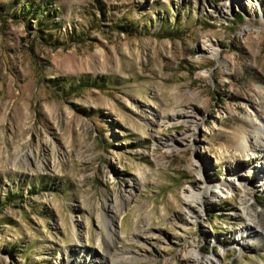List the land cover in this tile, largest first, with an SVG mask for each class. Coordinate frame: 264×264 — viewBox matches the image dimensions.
<instances>
[{
    "label": "rangeland",
    "instance_id": "1",
    "mask_svg": "<svg viewBox=\"0 0 264 264\" xmlns=\"http://www.w3.org/2000/svg\"><path fill=\"white\" fill-rule=\"evenodd\" d=\"M260 124L264 0H0V264H264Z\"/></svg>",
    "mask_w": 264,
    "mask_h": 264
},
{
    "label": "bare ground",
    "instance_id": "2",
    "mask_svg": "<svg viewBox=\"0 0 264 264\" xmlns=\"http://www.w3.org/2000/svg\"><path fill=\"white\" fill-rule=\"evenodd\" d=\"M211 53H214V55H215L216 49L215 48L211 49ZM181 113H182L181 115L184 116L185 121H188V122L194 121L193 114L189 113V111L183 110V111H181ZM193 123H192V125L194 126L195 123L194 124ZM193 126H191V127H193ZM256 136L260 137L264 140V124H260V126L258 127V129L256 131ZM249 142H250V139L248 137H246L243 140L241 146L246 147L249 145ZM261 171H263V170L260 169L259 172H261ZM234 184L235 183H233V182L225 183L224 181H220L217 184H215V186L221 191L220 193L222 195V193L226 194L225 189H227V191L228 190L230 191L232 189V187H234ZM241 184L244 188V194L242 195V198L240 199V206H239V210H240L239 212L240 213L239 214L241 216L243 215L245 220H246V228L243 230V233H246L250 230L253 234L256 233L255 231H257V232H260V234L264 236V210L256 209L257 203L255 201L253 202V199H255L254 190L250 186V184H247L244 182H241ZM211 193L216 194V192H212L211 185L208 183V184H205L203 189L198 191V192L189 188L187 191H185V196L191 197L192 200L196 201L197 203H199L201 205H204L210 201L209 200L210 199L209 194H211ZM217 196H218V194H217ZM123 210H124L123 205L121 203H119L118 207H116V208L110 206L111 214H109V223L106 225V230L103 233V236L101 237L102 241L106 245L104 252H103V258H106L105 264H129L133 261V259L135 257V253H133V251L123 252L120 249V247H118V245H117L118 244L117 239L120 237L116 231V229H117L116 227H117L118 223L121 224V222H122ZM142 231H143L142 228L139 227L138 232H142ZM243 233H242V235L239 236L237 242L245 243L246 237H252L251 234L246 233V235H245ZM85 251L86 250H84V249L79 251L80 256L86 255V258H84L85 263L103 264L101 262H97V260L95 261L91 257L89 258L90 253L85 252ZM200 255H201L200 251H193L191 254V257L198 264H205V262L207 264H222V262L220 261V259L218 257L209 258L208 260H205ZM73 256H74L73 253L70 256L67 255L68 260H72ZM73 262L75 264H79V263L81 264L79 257L73 258Z\"/></svg>",
    "mask_w": 264,
    "mask_h": 264
},
{
    "label": "trees",
    "instance_id": "3",
    "mask_svg": "<svg viewBox=\"0 0 264 264\" xmlns=\"http://www.w3.org/2000/svg\"><path fill=\"white\" fill-rule=\"evenodd\" d=\"M38 24H39V22H38ZM57 43V42H56ZM64 42H61V43H59V44H63Z\"/></svg>",
    "mask_w": 264,
    "mask_h": 264
}]
</instances>
